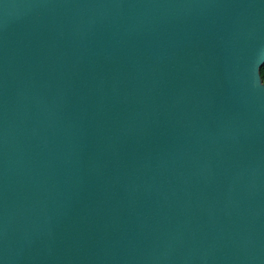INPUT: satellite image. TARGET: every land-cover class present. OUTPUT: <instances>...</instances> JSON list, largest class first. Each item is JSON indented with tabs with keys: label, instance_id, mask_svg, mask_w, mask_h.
<instances>
[{
	"label": "water",
	"instance_id": "water-1",
	"mask_svg": "<svg viewBox=\"0 0 264 264\" xmlns=\"http://www.w3.org/2000/svg\"><path fill=\"white\" fill-rule=\"evenodd\" d=\"M264 0H0V264H264Z\"/></svg>",
	"mask_w": 264,
	"mask_h": 264
},
{
	"label": "trees",
	"instance_id": "trees-1",
	"mask_svg": "<svg viewBox=\"0 0 264 264\" xmlns=\"http://www.w3.org/2000/svg\"><path fill=\"white\" fill-rule=\"evenodd\" d=\"M261 74H262V78H263V80H264V64H263V66L261 67Z\"/></svg>",
	"mask_w": 264,
	"mask_h": 264
}]
</instances>
